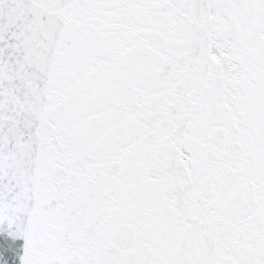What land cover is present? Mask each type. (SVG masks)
<instances>
[{
    "label": "snow or ice",
    "instance_id": "snow-or-ice-1",
    "mask_svg": "<svg viewBox=\"0 0 264 264\" xmlns=\"http://www.w3.org/2000/svg\"><path fill=\"white\" fill-rule=\"evenodd\" d=\"M0 264H264V0H0Z\"/></svg>",
    "mask_w": 264,
    "mask_h": 264
}]
</instances>
